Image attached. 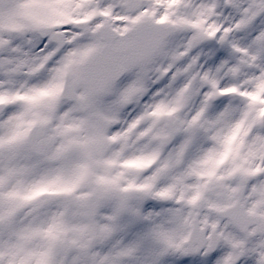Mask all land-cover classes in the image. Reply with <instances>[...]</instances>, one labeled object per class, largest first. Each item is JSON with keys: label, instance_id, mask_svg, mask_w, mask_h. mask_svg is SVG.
<instances>
[{"label": "snow or ice", "instance_id": "1", "mask_svg": "<svg viewBox=\"0 0 264 264\" xmlns=\"http://www.w3.org/2000/svg\"><path fill=\"white\" fill-rule=\"evenodd\" d=\"M0 264H264V0H0Z\"/></svg>", "mask_w": 264, "mask_h": 264}]
</instances>
